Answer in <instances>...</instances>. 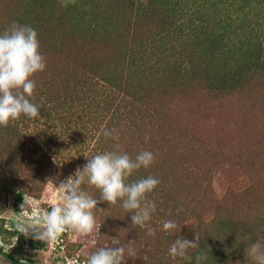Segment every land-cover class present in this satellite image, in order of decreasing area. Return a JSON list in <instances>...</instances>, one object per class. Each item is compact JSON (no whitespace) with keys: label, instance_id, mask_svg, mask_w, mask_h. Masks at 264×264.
<instances>
[{"label":"trees","instance_id":"obj_1","mask_svg":"<svg viewBox=\"0 0 264 264\" xmlns=\"http://www.w3.org/2000/svg\"><path fill=\"white\" fill-rule=\"evenodd\" d=\"M12 22L37 30L47 67L32 77L36 88L29 97L41 116L22 115L0 127V199L15 195L18 205L26 193L39 198L47 180L60 182L93 155L117 150L116 143L133 158L149 150L154 163L129 179L160 180L148 194L157 204L148 223L155 235L133 227L132 213L119 202L101 201L102 209L93 210L103 217L100 238L112 246L131 240L138 256L130 264L144 259L148 264H196L197 250H190L191 262L174 260L167 251L175 238L194 240L198 232L206 264H247L248 245L264 241V209L257 204H264V190L256 192L252 185L255 193L246 187L233 194L228 186L225 194L216 195L215 173L236 181L235 165L247 166L244 149L238 143L227 146L231 139L225 147L201 142L181 108L186 97L190 101L200 92L218 97L262 88L264 0H70L67 6L60 0H0V32ZM70 45L87 47L71 64L62 61ZM179 113L181 125L168 124ZM52 126L62 131L61 138L51 135ZM104 127L116 129L120 140L105 139ZM81 133L92 146L82 136L80 145L76 142ZM85 189L99 199L94 186ZM0 219V234L12 244L23 234L20 223L8 226ZM167 219L175 220L180 232L161 231ZM60 238L61 245H69L67 234ZM16 249L0 246V253L10 264H22Z\"/></svg>","mask_w":264,"mask_h":264},{"label":"clouds","instance_id":"obj_2","mask_svg":"<svg viewBox=\"0 0 264 264\" xmlns=\"http://www.w3.org/2000/svg\"><path fill=\"white\" fill-rule=\"evenodd\" d=\"M67 6L70 0H60ZM37 30L31 25L12 22L0 32V127H7L10 122L22 115L35 119L40 115V107L29 97H34L36 82L32 78L37 72L45 71L47 65L40 50ZM105 139L118 142L120 135L114 128L101 129ZM148 138L146 137V140ZM103 151L88 159L83 168H78L72 175L58 185L62 195L61 202L51 206L50 210L33 212L26 220L18 224V231L32 235L34 239L51 245L68 230L80 235H92L97 231V221L93 210H101L98 204L106 201L109 205L118 202L126 213H132L133 227L147 230L148 236H154L155 230L148 227L157 209L154 200L148 199L160 184L154 176L130 180L141 168H149L155 161V154L141 150L133 158L120 149ZM86 156V155H85ZM87 157V156H86ZM85 185L100 191L99 199L94 198L85 189ZM35 207L34 202L25 199L22 208ZM180 225L171 219L164 220L160 230L165 233L180 232ZM200 234L194 240L180 236L175 238L168 248L167 255L172 259L193 260L190 250H197L196 264H206L208 256L200 247ZM247 264H264V241L257 240L246 248ZM137 249L130 240L128 244L116 246L102 245L85 257V264H127L129 258L137 257Z\"/></svg>","mask_w":264,"mask_h":264},{"label":"rangeland","instance_id":"obj_3","mask_svg":"<svg viewBox=\"0 0 264 264\" xmlns=\"http://www.w3.org/2000/svg\"><path fill=\"white\" fill-rule=\"evenodd\" d=\"M151 28L150 30H152ZM79 48L75 47L72 49V45H70L67 49L68 51H65L62 61H67L70 64L77 62L76 60L80 58L79 53L81 51L84 53L87 47ZM259 82L262 88L260 87L256 91L258 87L254 85L252 89L242 92V95L232 92H222L217 95L218 97H210L205 92H200L194 94L190 101L188 100L189 97L184 99L186 102L185 107L181 108L184 114L181 112V115H184L183 117L187 120L189 130L194 132L197 139H200L201 142H204L208 146L219 145L223 142L224 147L226 140L231 139V142L226 143L227 146L238 143L244 149L246 165L248 167L241 166L240 163L235 165L239 169L236 181L233 177L224 176L220 171L215 173L213 187L218 196L225 194L228 186L232 189L233 194H238L240 190L246 187L249 190L253 186H255L256 192H259L261 189L264 190V76ZM178 108H173L171 111L174 112V109ZM157 115L159 113H156ZM179 118L182 120L180 113L177 119L171 117L168 124L181 125ZM153 121L158 122L154 118ZM103 125L102 123L101 127ZM53 128V126L50 128L51 135L61 138L63 136V134H60L62 131L59 129L53 131ZM81 136L88 143L91 141L86 133H81L80 137L76 138V142L79 145L82 142ZM93 143L91 141L90 145L92 146ZM163 149L166 150V148ZM67 177L65 176L61 181ZM60 182L47 180L41 187L39 198L26 193L24 201L27 199L35 204L34 208L30 207L31 210L27 206L24 209L22 208V205L25 203L24 201L16 205L15 200L17 196L9 195L6 197L2 195L0 204H3V207L0 217H4L6 224L10 226L13 222L18 221L21 223L25 221L27 216L32 215L33 212L50 210L51 206L61 202L62 193L58 187ZM252 191L255 193L254 190ZM257 204L264 209L263 203ZM101 217V215L95 216L97 231L92 235H80L72 230L66 231L68 246L61 245L60 237L62 235L57 241L48 245L47 242L34 239L32 235H25L24 233L14 237L12 244L5 243L3 234H0V246H3L8 252L12 248H17L15 256L22 258V264H76V258L85 260V257L99 246H112L111 242L108 243L100 238V222L103 218ZM190 222V220L187 221V223ZM110 236L113 237L112 234ZM20 244L23 245L21 246ZM116 244H119V242H116ZM62 258H65L64 261L61 260ZM131 259L129 258L127 262ZM143 261V264L149 263L148 259H144ZM0 264H10V261L1 253Z\"/></svg>","mask_w":264,"mask_h":264}]
</instances>
